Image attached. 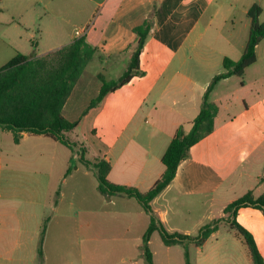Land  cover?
<instances>
[{
  "label": "crops",
  "instance_id": "1",
  "mask_svg": "<svg viewBox=\"0 0 264 264\" xmlns=\"http://www.w3.org/2000/svg\"><path fill=\"white\" fill-rule=\"evenodd\" d=\"M254 3L264 13V0H0V67L19 52L43 56L80 36L98 48L91 62L110 65L125 54L128 66L139 41L135 27L150 23L142 74L90 107L104 74L88 75L86 68L64 106L77 128L96 114L87 134L103 129L107 141L92 157L76 139L69 138L77 144L72 148L23 131L17 142L12 130L0 126V264H148L150 214L135 197L104 193L82 154L108 161L113 183L151 189L166 170L163 156L177 131L185 125L191 130L210 81L225 71V57L237 60L244 53L250 30L239 35L236 11L242 6L247 15ZM229 22L233 26L226 27ZM82 27L88 30L77 35ZM246 27L251 29V19ZM263 42L244 75L249 99L224 91L233 76L217 84L211 93L219 106L215 130L191 147L175 178L151 202L170 232L193 235L227 216L225 208L247 192L264 193ZM120 93L122 123L114 125L113 117L104 122L98 112ZM236 219L253 233L264 257V212L243 206ZM220 232L202 245H167L156 230L149 241L154 264H187V246L192 264H210L211 247L222 244ZM245 252L253 264L248 245Z\"/></svg>",
  "mask_w": 264,
  "mask_h": 264
},
{
  "label": "trees",
  "instance_id": "2",
  "mask_svg": "<svg viewBox=\"0 0 264 264\" xmlns=\"http://www.w3.org/2000/svg\"><path fill=\"white\" fill-rule=\"evenodd\" d=\"M262 13L263 7L259 3H254L249 8L247 15L251 19V29L244 53L237 60L225 57V71L216 74L210 81L201 110L194 119L191 130L185 132L181 127L177 131L163 156L166 170L151 189L141 191L137 187L113 183L108 177L111 170V164L108 161L102 159L93 162L86 159L84 153L82 154V160L95 169L100 189L104 193L126 194L135 197L150 214L151 222L144 235L145 256L148 264H154L153 253L149 246L154 231L158 230L161 233L167 245L189 242L202 245L219 229V222L224 219L221 217L205 224L197 235L170 232L154 213L151 202L175 178L181 161L189 156L191 147L215 130V118L219 106L211 101V93L217 84L222 79L233 75L244 77L246 69L257 61V46L264 39V21L260 20ZM149 30L148 20L135 27L139 41L126 71L117 79L109 80L101 75V90L92 100L90 107L101 102L108 93L130 82L134 76L143 73L141 52ZM97 51L98 48L93 46L85 36H80L73 42L43 56L31 57L19 52L0 67V126L12 130L17 142L20 140V133L28 131L47 134L76 148L77 144L67 138L66 132L77 127L79 121L68 119L63 109ZM243 206H254L264 212V193L255 196L252 191H249L225 208V212L232 216L233 228L238 230L249 246L253 264H264V257L253 233L236 219L239 209ZM186 262L192 264L188 246L186 247Z\"/></svg>",
  "mask_w": 264,
  "mask_h": 264
},
{
  "label": "rangeland",
  "instance_id": "3",
  "mask_svg": "<svg viewBox=\"0 0 264 264\" xmlns=\"http://www.w3.org/2000/svg\"><path fill=\"white\" fill-rule=\"evenodd\" d=\"M260 20L264 21V13L261 14ZM247 21H250V19H248L247 15L243 13V7L239 6L236 11L235 26L237 30L239 31V35L241 37L243 36L247 37L248 32L250 30L249 27H246ZM215 24H218L219 26L221 24V20L217 19ZM230 26H233L231 22H229L226 25V27H230ZM261 50L264 51V42L262 44ZM263 56H264V53L261 52V58L263 59L261 60L260 65L264 67V57ZM127 62H129V60H128L127 55L125 54L122 55L121 58L112 61L110 65L106 63V60H100V59L97 61L95 60L94 62H91L89 66L87 67L88 69L87 73L88 75H90L91 73L99 74L101 72L104 74L105 78L109 80L117 79L126 71L128 67ZM246 79L248 78L246 77ZM244 82H245V76L240 77L237 75H233L232 82L225 84L226 86H225L224 91L233 92L235 96L237 95L241 96L242 94H245L247 95V98L249 99L250 91H249L248 86L244 87V84H245ZM233 90H236V91H233ZM92 91H93V88H91L90 93H92ZM112 97H114L113 101L111 100L112 103H108L109 102L108 101L107 102L108 104H105L103 109L100 110V112L98 113L101 114L102 116L101 120H103L104 122L106 119H107L106 122H109L110 119L113 117L114 125L119 126L122 123L123 117L125 116V113H121L118 111L119 109H121V105H122L120 103L122 100L121 98L122 94L120 93L118 96L116 95ZM211 101L213 100L211 99ZM99 104L100 102L96 106H98ZM110 108H112L111 109L112 114L109 111ZM236 109H237V100H236V104L232 106L231 111H235ZM95 117H96V114L92 118H90V120L91 119L93 120ZM90 120H84L85 122L83 126H79L78 128L76 127V129L73 130L72 132L66 133L67 138L76 139V141H78L77 144L81 146V150H85L86 157H92L96 153V150L98 151V149H100L102 144L107 141V139L105 138L106 133L103 129L99 130V134H97L98 132H95V133L91 132L87 134V130L93 124L92 120L91 121ZM118 126H114V128ZM188 126L189 125H185V128L183 129H185V131H188L187 130ZM80 152L82 153V151ZM234 194H235V191L233 192V195ZM231 221H232V216L227 215L224 217L223 220H220L219 222V228L221 227L219 238H220V241H222V244L217 246V248H215L214 250L213 247H211L212 246V243H211L210 264H248L246 252H245V247L247 243L245 242L243 236L238 232V230L236 228H233ZM194 232L195 233L193 235H197L199 233L198 230ZM194 261L195 262L197 261L196 256H195Z\"/></svg>",
  "mask_w": 264,
  "mask_h": 264
},
{
  "label": "built area",
  "instance_id": "4",
  "mask_svg": "<svg viewBox=\"0 0 264 264\" xmlns=\"http://www.w3.org/2000/svg\"><path fill=\"white\" fill-rule=\"evenodd\" d=\"M87 30H88V27L78 28V29H76V34L81 35V33H83L84 31H87Z\"/></svg>",
  "mask_w": 264,
  "mask_h": 264
}]
</instances>
